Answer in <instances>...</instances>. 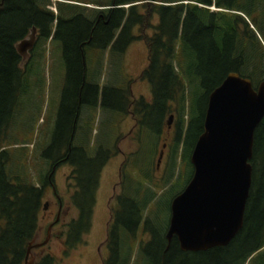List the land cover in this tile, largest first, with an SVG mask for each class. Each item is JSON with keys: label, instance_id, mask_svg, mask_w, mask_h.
<instances>
[{"label": "trees", "instance_id": "16d2710c", "mask_svg": "<svg viewBox=\"0 0 264 264\" xmlns=\"http://www.w3.org/2000/svg\"><path fill=\"white\" fill-rule=\"evenodd\" d=\"M138 1L117 0L118 8L98 20L96 15H84L81 8L64 3L56 6L55 16L48 8L50 0H0V264H23L39 227L48 176L30 182L27 167L15 161L16 155L5 146L20 109V97L28 89L33 51L40 43L54 41L61 47L65 85L59 119L42 158L52 164L62 158L73 167L80 215L60 237L65 249L82 241L98 177L111 151L107 142L97 148L89 146L87 139L86 145L79 143L77 122L82 109L99 106L123 117L130 111L140 143L138 153L128 157L122 167L123 192L116 197L107 231L109 252L103 264H133L134 260L135 264H264V119L254 133L252 182L237 236L225 247L200 252H182L175 237L167 249L165 239L170 202L192 176L189 159L203 131L209 94L229 73L250 79L254 88L264 82V0H246L245 5L244 0H150L157 4L151 5L147 19L155 14L158 23L151 36L143 37L147 66L141 79L150 86L151 99L131 101L129 87L112 83L100 87L89 82L87 57L89 49L124 54L138 38L133 28L142 25L146 17L137 13V5L127 10L123 6ZM33 28L37 45L23 70L15 46ZM169 116L176 121L173 141L168 144L159 183L154 185L158 170L152 160L159 136L167 131ZM147 142L150 147L143 146ZM142 147L147 152L139 159ZM137 161V173L142 176L139 181L127 169L128 165L134 169ZM182 180L183 188L175 191ZM151 205L154 209L146 214ZM145 233L149 238L138 244L135 256L132 246ZM54 263L49 254L34 259V264Z\"/></svg>", "mask_w": 264, "mask_h": 264}, {"label": "rangeland", "instance_id": "374dc122", "mask_svg": "<svg viewBox=\"0 0 264 264\" xmlns=\"http://www.w3.org/2000/svg\"><path fill=\"white\" fill-rule=\"evenodd\" d=\"M50 1L51 6L48 8L55 16L58 15L56 6L59 3L74 6L78 9L81 8L82 13L90 17L102 11L100 10L101 8L108 7L110 3L106 0ZM147 1L150 0H139L136 4L125 5L124 8L127 10L130 6L137 5V13L145 15L147 19L151 5L157 4L156 1ZM233 1L234 0H232V2ZM242 4L245 5L246 0H244ZM210 9L216 11L215 9L217 8L211 7ZM146 19L145 21L143 20L144 22L142 25L133 28V35L138 38L125 49L124 54L117 52L113 53L109 50H88V52H90L87 57V79L89 82L98 83L100 87L110 83L121 87H130V100H133V98L138 100L141 97L147 100L151 99L150 86L146 81L141 79V73L147 66V48L143 41V37L153 34L154 26L158 23V17L152 14L149 20ZM54 25L55 23L53 27ZM36 41L33 50L37 45ZM41 44L42 43H40V46L35 49V51L32 50L34 58L32 60L31 73L28 77V89H26L20 97V109L18 110L16 119L11 123L10 129L7 132L9 143L5 146L6 150L16 155L15 161H22V165L27 167V179L32 183H36L40 177L48 176L52 168V163L42 158V154L59 119V108L65 85V70L60 44L56 41ZM32 51H30L31 55ZM21 60L20 68L24 70L30 62L31 57L27 62H23L22 57ZM166 120L168 119L166 118ZM175 123V119L171 120L170 128H167V131L164 130L163 133H161L162 135L159 136L157 153L152 160L153 164H156L160 151H163V157L157 174H154L155 179H153V184L154 182L159 183L161 178L164 164L167 161V147L168 144L170 145L173 141ZM78 126L80 127L81 137V142L79 143L86 145L87 143H83L86 142L87 139L89 140V146L97 148L99 144L105 145L107 142L105 146L114 154L100 173L96 202L93 207L92 225L85 238V240L90 243V253L81 257L76 254L78 252L77 250L72 252L70 249L68 250L70 255L67 258H63L61 251L64 250V247L60 246V238L57 239L55 236L52 237L55 232L64 230L63 226H57L54 230L49 232L52 238H49L48 243L44 247L40 246L41 248L38 247L36 250L34 249L31 251L34 259L39 254H49L54 257V264H102L101 260L107 258V253L104 248L100 252L101 257L100 255L98 256V254L95 255L92 253V249L105 241L106 225L109 219L108 206H110V208L113 206V210H115L117 203L116 199L115 201L113 199L108 204L110 197H117L123 192L122 187L115 186L119 182L118 172L123 158H128L138 153L140 150V143L138 142L134 119L130 114L123 117L120 114L105 111L99 106L96 108L87 107L83 108L81 111L77 122V127ZM99 140L102 142H99ZM143 146L150 147V142L144 143ZM145 147H142L139 159H142V153L147 152ZM117 149H120L124 155H119ZM18 154H22L23 156L20 157ZM138 156L137 154L135 159H137ZM126 161H128V159H126ZM138 165L137 161L134 169H131L129 165L127 168L130 175L136 181H139L142 177L137 173L139 169ZM71 171L68 165L60 164L56 167L53 175L57 193L62 199L60 220L62 223L66 222V224L70 221V218L76 216L73 212L66 217L64 216L65 209L67 205L69 206L68 195H71L75 189V181L69 179ZM68 180L70 184H68ZM184 181L185 180H182L181 183L176 186L175 191H180L183 188ZM146 185H148L147 182L144 186ZM156 186V191L159 192L160 187L159 185ZM46 202L49 203L47 206L48 212L42 216L41 211L39 215L38 239L37 241L35 239V244H40L45 240L49 221L52 219V216L54 218V214H56L57 210V202L49 186L45 189L42 205ZM151 209H154L153 205L146 209V214H148ZM63 238H65V236H63ZM148 238L149 236L145 233L140 236V240L137 239L136 243L134 242L132 251L135 256L138 244L142 243V241H146ZM61 257L64 261H61ZM259 262H261V260H259ZM133 264H135V260Z\"/></svg>", "mask_w": 264, "mask_h": 264}, {"label": "water", "instance_id": "95a60500", "mask_svg": "<svg viewBox=\"0 0 264 264\" xmlns=\"http://www.w3.org/2000/svg\"><path fill=\"white\" fill-rule=\"evenodd\" d=\"M35 41L33 28L16 44L23 62L29 60ZM263 119L264 82L254 88L250 79L229 73L209 94L203 131L189 159L192 176L170 202L167 249L174 237L182 252H200L225 247L237 236L252 182L254 133ZM162 157L160 151L157 168ZM48 233L40 244L33 239L23 264H34L31 251L48 242Z\"/></svg>", "mask_w": 264, "mask_h": 264}, {"label": "flooded vegetation", "instance_id": "af4514ba", "mask_svg": "<svg viewBox=\"0 0 264 264\" xmlns=\"http://www.w3.org/2000/svg\"><path fill=\"white\" fill-rule=\"evenodd\" d=\"M106 1H109L110 2L109 3V6L108 7H103V8L100 9L102 11L97 12L96 18L98 20H104L107 17V15L110 13V10H112L114 8H118V7H115L116 6L115 4H116V1L117 0H106ZM147 2H149V1H147ZM123 8H124V6H123ZM36 35H37V33H36ZM29 54H30L29 55V58H30L31 57V52L30 51H29ZM133 100H136V99L133 98ZM131 107H132V105L130 104L129 109ZM129 114L133 117V115L131 114L130 111H129ZM168 120H169V118H168ZM168 120L166 121V127L169 129L170 128V125H168ZM172 120H173V116H172ZM134 126H135V120H134ZM117 151H118L117 153H119V155H124L120 149H117ZM60 155L61 156L63 155V151H62V153ZM112 156H114V154H113L112 151H110L109 159L107 160L106 163H108V161L111 159ZM126 159L127 158L124 157L123 158V161H122V163L120 165L119 172H118L119 173V182L117 183V185H115L116 187L117 186L122 187V185H121L122 184V167L125 164ZM60 164H66V165H68L71 168L72 171H71V174H70V178L69 179L75 181V175L73 173V167H71L69 163H66L65 162V159H62L61 158V159H59V161L57 163H55V164L53 163L52 164V168H51V170H50V172L48 174V186L50 187L51 192L53 193L54 198L56 199V202H57V210H56V214H54L55 215L54 218L52 216L51 217L52 219L49 221V225H48L47 231L49 230V232H50L51 230H54V228L57 227V226H63L64 227V230L57 231V232H55V234L52 235V237L55 236V238H57V239H59L66 232L65 230H67V228H68L69 225H71L72 223L76 222V220L78 219V217L80 215V209H79V207L76 204L77 199L74 197L75 196V193L78 191L77 188L75 187V189L73 190V192L71 193V195H68V197H69V203H68L69 206L67 205V207L65 209V212H64V216L65 217L68 216L69 214H71V212H73L76 216L74 218H70V221H68L67 224H66V222L65 223H62L61 220H60L61 213H62L61 212L62 211V199H61V197H59V195L57 193V189L55 187L54 178H53V175L55 173L56 167L58 165H60ZM105 164H104V166H105ZM104 166L101 168V171L104 169ZM158 169H159V167L157 168V170ZM101 171H100V173H101ZM98 178L100 179V174H99V177ZM99 179H98V182H97V187H96L95 192H94V203L92 205V208L89 210L90 216H89V219H88V228H87L86 232L82 236L81 243H78V244H75V245L74 244H71L70 247H69V250L71 249L72 252L75 251V250H77L78 252L76 254L80 255L81 257L82 256H85L87 253H90V251H89L90 243L87 240H85V238L87 237L88 232H89V230L91 228V225H92L93 207L95 206V202H96V195H97V190H98V186H99ZM68 184H70V181L69 180H68ZM114 190H115V187H114ZM113 199L115 201V199H117V198L111 196L110 199H109L108 204ZM48 204L49 203L46 202L44 204L45 207L43 205V208H42V216H44L48 212V210H47ZM108 207H109V219H108L107 225H106V238H105V241L103 243H100V244L96 245V247H94V249H92V253H94L95 255L98 254V256L100 255V257H101L100 252H101V250L103 248L106 250V253L109 252L108 251V248L106 246V242H107V231H108L109 226L112 223L113 206L111 208H110V206H108ZM48 235H49V233H48ZM52 237L49 235V238H52ZM34 239H36V241H37V239H38L37 235H36V237ZM59 243H60V246H63L64 245L62 241H59ZM36 244H39V243H36ZM44 246H42V247H44ZM39 248H41V247H39ZM39 255H42V254H39ZM61 255H62L63 258L64 257L67 258L70 255L69 252H68V249L67 248L65 249V247H64V250L61 251ZM62 257H61V261H64ZM103 260H101V263L102 264H103ZM64 264H66V263H64Z\"/></svg>", "mask_w": 264, "mask_h": 264}]
</instances>
